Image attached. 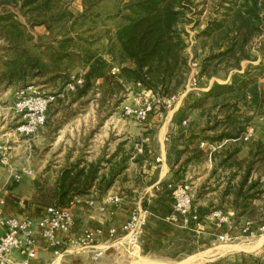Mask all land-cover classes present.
<instances>
[{
	"label": "trees",
	"instance_id": "obj_1",
	"mask_svg": "<svg viewBox=\"0 0 264 264\" xmlns=\"http://www.w3.org/2000/svg\"><path fill=\"white\" fill-rule=\"evenodd\" d=\"M68 1L0 0V39L5 41L0 84L20 85L19 89L60 82L66 87L76 69L82 68L85 81L74 92L76 98L98 91L99 109L107 108L109 112L120 105L122 97L117 96L132 83L140 84L161 101L185 87L188 57L179 27L184 19L181 0H128L116 17L106 19L92 10L98 0H84L81 13L71 11ZM231 2L223 17L213 19L201 31V37L212 39L217 52L204 58L200 70L211 78L220 64H226L228 74L235 72L229 82H214L199 96L187 94V110L174 121L170 132L167 163L174 177H182L195 161L203 163L208 159L201 142L223 143L211 155L215 166L200 186V196L218 190L220 179L227 178L219 201L231 203L238 218L247 215L263 194L258 187L264 176V140L245 141L243 135L249 125L254 126L251 121L264 112V83L260 79L264 77V61L254 65L258 58L247 50L251 41L264 33V0ZM4 6H12L32 25H45L49 33L36 41L18 20L17 12ZM109 20L114 22L113 27L106 25ZM245 59L250 62L244 69L241 62ZM114 67L118 68L115 73ZM195 110L200 112L203 123L200 127L194 121L185 125ZM246 148L247 155L240 157ZM113 158L87 162L81 154L74 161L68 159L47 193L36 183V205L67 207L75 197L89 195L94 188L107 192L127 160L123 157L107 174L103 162L111 163ZM258 165L263 166V171L253 179ZM212 177L219 181L215 187L208 185ZM184 229L182 234L194 232ZM203 240L200 238V243L204 244Z\"/></svg>",
	"mask_w": 264,
	"mask_h": 264
},
{
	"label": "rangeland",
	"instance_id": "obj_2",
	"mask_svg": "<svg viewBox=\"0 0 264 264\" xmlns=\"http://www.w3.org/2000/svg\"><path fill=\"white\" fill-rule=\"evenodd\" d=\"M127 1L128 0H98L95 5H92V10L95 13H98L103 19H106L108 16L116 17L115 15L121 10L120 7H122ZM231 1L235 0H181V9L184 11L182 17H184V19L179 24V27L183 30L182 36L186 43L184 54L188 57L187 79L189 75H191L193 63H196L197 69L193 72L197 73L199 83L197 89L190 92L196 96H199L200 93L203 92L202 88H208V86H212L214 82H229L231 74L235 72L231 71L228 74L226 71V64H220L217 74L211 78L206 74H201L200 70L204 58L212 52H217V46L213 44L212 39L209 37H201V31L205 29L208 23L213 19L223 17L226 7L229 5L232 6ZM243 1L244 0H238L237 3L241 4ZM4 7L14 9L12 6ZM68 8L74 13H81L84 10V0H69ZM16 12L19 15V17H17L18 20L21 21L25 26V29L35 37L36 41H38L40 36L49 33L45 25H32L27 17H23L18 11ZM107 24H109V27H113L114 22L109 20L106 25ZM106 25H103L102 29L105 28ZM104 42L105 39L103 40V43ZM4 45L5 41L0 39V57L1 55H5L1 50ZM247 50L250 55L258 58V60L253 62L254 65L264 61V33L255 37L247 46ZM7 55L8 57H12L10 54ZM249 62V60H243L241 62L242 67L245 69ZM2 63L3 62L0 58V66H3ZM84 74L85 69H76L73 73L72 81L79 77L84 78ZM260 79L261 83H264V77H260ZM67 85L66 87H62L60 82L43 86L31 85V87H33L32 90L35 92L54 94L63 93V96L59 97L51 106L48 112L47 123L35 138H20V140L25 141L27 148L25 159H28V162L24 165L25 167H28V169L33 170L32 175L23 176L20 181H17L14 177V173L21 172L19 170L24 165H13L12 168L0 166V195L21 196L25 199H30V203L36 204V183L38 182L42 187L46 188L47 193L48 189L53 185L59 169L68 159L74 161L81 154H84V157L90 156L87 152V150H90L89 146L93 144L92 141H90V138H95L94 134L95 132H99L101 126H105L109 129L110 136L108 142L110 144L116 141L122 145V158L130 157L134 144L138 142L141 145L142 137H135V139H133L130 138V136L127 137L128 135H125L124 131L130 126H134L137 129L139 127L141 129L146 128V124H148L149 120L138 121L135 118L126 117L123 113L124 106L126 105L139 106L146 102H150L152 104L150 115H159L160 112H163L164 116L168 111H171L178 106V111L182 110V112L185 111V109L187 110L188 107L187 103H183L184 101H182L185 97L180 100L182 101L180 104V101H175L171 107H167L166 105L163 106V100L167 98L159 103L157 101L158 98H156L151 92L149 93L152 96L150 94L149 96H145L142 91H147L143 89L140 84L132 83L127 85L125 91L117 96L119 98L122 97L120 105L109 112L107 108L99 109V99L101 97L100 92L96 91L94 94L91 92L87 96L76 98L74 92L77 89L68 90ZM18 87H20V85L8 86L0 84V129L5 123H10V126L16 120V118L12 116L11 107L15 102V92ZM186 120L187 123H185V125L190 123V121H194L197 123V126L200 127V124L203 123L200 119V112L198 110L192 111L191 117ZM251 122L256 129L252 140L263 139L262 135H256L258 132H264V112L261 115L256 116ZM72 127H78V132L75 130L76 132L73 131L70 134L69 131L72 130ZM117 131H119L120 136L116 138L115 135H112ZM108 147H110V150L106 152L109 153L112 147ZM247 151L248 149L246 148L244 152L240 154V157H243ZM95 153L96 150L93 154ZM127 161L128 159L125 161V168H128ZM121 162L122 160L117 162V164H120ZM60 164L62 166H60ZM256 167L253 179L258 178L263 171V166L258 165ZM117 168L119 167L117 166ZM124 169L120 172L124 171ZM188 171L190 175H193L192 180L196 181L200 176V173H202V170L200 169V161H195L189 166L186 175ZM189 181H191V179H189ZM150 184L151 182L149 181L148 176H146L143 170H141L136 176L132 175L128 179H124L121 184L118 183L117 186H121L118 190L116 189V191L124 197V202L129 203L130 206L137 207L140 202L144 209L147 208L146 210L150 212L149 219L152 218L148 230L158 235H164L166 238H163V241L156 249L143 250L141 243V249L136 248L134 253L123 251L118 254L119 258H109L106 261H103L104 264H247L250 262L257 264V261L258 264L262 263L260 258L262 254H264V244L255 249H249L248 246L259 242L264 234L250 240L243 237L232 243L221 242L216 234L203 235V233L195 231L193 232L194 234L190 233V235L182 234L181 232L185 229L178 224L172 223L167 217V214L169 216L171 210L167 214H156L155 212H152L154 209V203L152 202L153 198L150 197L149 194H146L145 190L141 191L142 193H140V191H133L134 186L136 185L146 188ZM249 184L250 183H248V185ZM258 188L263 190V194L253 204V209L250 210L247 215L238 218L234 217V223L231 228L226 227L229 232L239 235L241 225L246 219H252L255 222H260L262 220L264 203L263 207L257 203H260L261 200L264 202V176L262 177L261 184ZM211 192H213V190H209L207 194L200 196V185L194 187L193 193L196 205L208 211L218 208L215 204L217 203L216 199H211L213 196H208ZM85 209H87V211H85L88 214L93 210L88 207H85ZM153 214L157 215L159 218L154 217L155 215L153 216ZM172 238H174V242L171 241ZM200 238L204 239V244L200 243ZM54 260L55 258H49L47 259L46 264H53ZM90 262L91 260L88 259L87 261H84V264H89ZM67 264L73 263L67 262ZM92 264H98V262Z\"/></svg>",
	"mask_w": 264,
	"mask_h": 264
},
{
	"label": "built area",
	"instance_id": "obj_3",
	"mask_svg": "<svg viewBox=\"0 0 264 264\" xmlns=\"http://www.w3.org/2000/svg\"><path fill=\"white\" fill-rule=\"evenodd\" d=\"M196 63H193L191 75H189L185 87L176 95L167 98L164 104L171 107L175 101H180L192 90L197 89L198 77ZM118 68L114 67L113 72ZM84 83V78L79 77L68 83V90H75ZM33 87L19 88L15 92V102L11 107L12 116L18 119L16 125L0 131V166L12 168L14 156L13 150L15 143L20 138L33 139L47 123V114L49 107L54 104L62 94L40 93L32 90ZM162 102L160 99L157 100ZM152 104L146 102L139 106H124L123 113L126 117L135 118L138 121H147ZM164 116L163 112L159 113ZM187 120L184 121V124ZM255 126H248L243 135V139L248 141L255 135ZM223 143H212L203 141L200 147L209 153V157L219 150ZM160 161V158H157ZM32 169H24L21 172L14 173L17 181H20L25 175H32ZM195 185L188 182H171L168 189L173 198V206L168 219L182 228H188L195 232L202 230V222L210 221L215 229L231 228L234 223L235 212H225L216 208L208 213H202L194 200ZM122 197L119 194L112 193L105 196L102 200L101 210L106 211L110 206L121 204ZM77 203H84L86 207L92 208L96 205V199L89 195L86 198L77 196L73 199L70 206H48L40 217L30 214L12 216L5 211L7 198L0 195V228H5V232L0 234V264H16L11 262V256L14 252H19L24 256L21 264H30V260L37 257V233L46 240L53 248L56 255H61L70 251L90 250L92 258L99 261L106 253L108 248L124 250L128 253H134L136 248L140 247L141 236L144 233L149 220V211L138 209L132 212L129 219L122 224L120 228L112 227L108 230V237L103 246H98V239H101L105 233L101 228H84L74 234L73 229L76 226V217L73 206ZM264 234V211L260 222L252 219H246L242 225L240 234H234L226 231L218 234V239L223 243H232L235 240L245 237V239H254Z\"/></svg>",
	"mask_w": 264,
	"mask_h": 264
},
{
	"label": "crops",
	"instance_id": "obj_4",
	"mask_svg": "<svg viewBox=\"0 0 264 264\" xmlns=\"http://www.w3.org/2000/svg\"><path fill=\"white\" fill-rule=\"evenodd\" d=\"M211 87V85L208 86V88H202L203 91L208 90ZM150 91L145 92L144 90L142 93L145 94V96H149ZM151 95V94H150ZM152 96V95H151ZM184 101V99L182 100ZM182 101L179 102L182 103ZM184 103V102H183ZM53 105V104H52ZM178 108H175L171 111H168L165 116L160 117L159 115H150L148 120V124H146V128H135L134 126L128 127L124 133L127 134L130 138L135 139L138 137H142V143L141 145L137 142L134 144V147L132 148L131 156L128 157V161L126 162L128 164V168H125L124 171L120 172L116 175L115 183L114 185L105 193H100L99 190L94 188L89 195L93 196L96 199V205L95 207H92V211L89 212V214L86 212L87 209H85L84 203H77L73 206V211L76 217V226L73 229V233L76 234L79 231H81L84 228H101L104 230L105 235L98 239V246H103L106 242V238L108 237V230L112 227L120 228L124 222H126L133 211L138 210L140 208L144 209L140 202L138 203L137 207L130 206L129 203L124 202V197H122L117 191L120 188L121 185L117 186V184H121L124 179H128L132 175H135L137 173H140L141 170L148 176L149 181L151 184L143 188L140 185L134 186L133 191L142 193L141 191L145 190L146 194H149L150 197L153 198L152 202L154 203V209L152 212L158 213H164L167 214L172 209L173 206V199L170 195V191L167 188V185L171 182H188L192 183L197 187L198 185H202V183L206 182L208 177L210 176V173L215 166V163L212 161L211 157H209V153L205 151L208 154V159L204 163H200V169L202 170V173H200V176L197 178V180H192L193 175H190L189 171L187 175H183L180 177L179 175L174 177L171 173V168L167 163V148L169 145L170 140V132L174 128V121L180 116L182 111H178ZM18 122V119L16 118L15 122L9 126L10 123H5L1 126L0 131H4L9 127H12L16 125ZM70 130V129H69ZM78 132V127L73 128L70 130L71 132ZM80 133V132H79ZM264 133V132H262ZM260 132L257 133L256 136H263L264 134ZM120 136L119 131L116 133H113L112 136ZM109 129L105 126H101L99 129V132H95L94 137L90 138V141H92V145L89 146L90 150H87V152L90 154V156L85 157V160L87 162L96 161L98 159H109L111 156H113V160L111 163L103 162V165L105 166V169H103L104 172L107 174L109 173L112 166H115L117 162H120L122 160V145L118 142H113L110 144L109 141ZM119 140V139H116ZM95 146V147H93ZM108 153L106 151L110 150ZM121 147V148H120ZM146 149V150H145ZM96 153L93 154V152ZM127 150V149H124ZM27 148L26 143L24 140H18L14 145L13 150V156L14 161L13 165L15 166H23L28 162V159H25ZM247 153H245L244 156H246ZM157 158H160V161H157ZM60 166H62L60 164ZM28 167H25V165L19 170L22 171ZM26 176V175H25ZM191 179V181H189ZM219 181H217L216 177H212L208 181V185H211L212 187H215L216 184ZM227 184V178L222 177L220 179V185L218 187V190H213V192L209 193L208 196H213L211 199H216L217 203L216 207L218 206L219 209L224 210L225 212H232L234 210L233 205L230 203L228 204L225 202L224 204H220V192L223 190V188ZM116 193L119 194L122 197V202L119 205L116 206H110L106 209V211L101 210L102 200L105 196L108 194ZM212 194V195H210ZM5 195V194H4ZM89 195H85L82 197H87ZM6 196V195H5ZM7 204L5 206V211L8 215L12 216H20L25 214H30L35 217H40L44 213L45 207L38 206L36 204L30 203V199H25L23 197H15L14 195H7ZM142 198V197H140ZM263 201L261 200L260 204L261 207H263ZM257 206V205H256ZM259 206V205H258ZM200 211L202 213H208L210 211L204 210L203 208L199 207ZM84 209V210H83ZM86 210V211H85ZM94 211V212H93ZM150 214V212H149ZM155 214H153L154 216ZM154 217L159 218L157 215ZM168 217V214H167ZM151 219L148 220V223L146 225V228L144 230V233L141 236L140 245L142 243V249L148 250V249H156L159 244L163 241V238H166L164 235H158L154 232H151L149 229L151 225ZM180 226V225H179ZM226 231H229L226 227L223 229H215L213 224L210 221H203L202 222V230L201 233L203 235L207 234H220L224 233ZM5 232V228H0V234ZM264 244V236L259 240V242L255 243L254 245L248 246L249 249H255L259 248L261 245ZM37 249L38 254L37 257L30 260V264H46L47 259L49 258H55L53 261V264H67V262L74 263H81L84 264V261H87L88 259L91 260L89 264L98 262V264L103 263V261L109 259V258H119V253H122L124 250H116L114 248H108L105 255L99 260L95 261L92 258V252L90 250H81V251H70L65 252L61 255H56L53 251V248L50 247V245L46 242V240L40 235V233H37ZM139 249H141L139 247ZM262 252V251H261ZM123 255V254H121ZM48 258H47V257ZM261 256V255H260ZM24 259V256L21 255L19 252L12 253L11 256V262L16 264H21V261ZM260 261L261 264L264 263V254H262ZM104 264V263H103ZM110 264V263H109ZM247 264H253V262L247 263Z\"/></svg>",
	"mask_w": 264,
	"mask_h": 264
}]
</instances>
